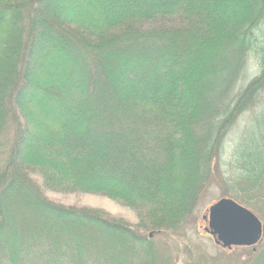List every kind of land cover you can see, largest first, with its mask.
<instances>
[{"label":"trees","instance_id":"1","mask_svg":"<svg viewBox=\"0 0 264 264\" xmlns=\"http://www.w3.org/2000/svg\"><path fill=\"white\" fill-rule=\"evenodd\" d=\"M215 172L264 222V0H0V264H176Z\"/></svg>","mask_w":264,"mask_h":264},{"label":"rangeland","instance_id":"2","mask_svg":"<svg viewBox=\"0 0 264 264\" xmlns=\"http://www.w3.org/2000/svg\"><path fill=\"white\" fill-rule=\"evenodd\" d=\"M91 16V12H89L87 17ZM244 124L242 121L239 122V127L228 135L229 146L227 147L229 150L231 148L230 145L238 138V130L243 128ZM227 154L222 159L225 162H227ZM35 177L41 180V177ZM225 190L220 179V174L215 172L186 226L179 233L180 242L172 240L167 245L178 257L176 264H247L254 257V254L259 251L260 245L252 246V248L236 246L232 250L223 249V247L215 243L212 237L205 234L204 229L208 222L203 216L215 201L225 195ZM46 195L59 204L74 207H90L103 210L111 216L122 218L135 224L139 222V217L135 210L107 196L86 192L65 193L53 190H47ZM258 215L262 217L261 213H258ZM166 240V237L163 236L162 241L165 242ZM168 248L164 245L162 246V250L166 254L169 251Z\"/></svg>","mask_w":264,"mask_h":264},{"label":"water","instance_id":"3","mask_svg":"<svg viewBox=\"0 0 264 264\" xmlns=\"http://www.w3.org/2000/svg\"><path fill=\"white\" fill-rule=\"evenodd\" d=\"M208 221L205 232L216 244L232 250L236 246L252 247L264 237V224L259 216L233 198L215 201L203 216Z\"/></svg>","mask_w":264,"mask_h":264}]
</instances>
